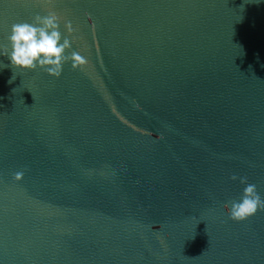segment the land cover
I'll use <instances>...</instances> for the list:
<instances>
[{"label":"water","instance_id":"95a60500","mask_svg":"<svg viewBox=\"0 0 264 264\" xmlns=\"http://www.w3.org/2000/svg\"><path fill=\"white\" fill-rule=\"evenodd\" d=\"M49 8L87 64L0 55V264H264V0H0V49Z\"/></svg>","mask_w":264,"mask_h":264},{"label":"clouds","instance_id":"9594fccd","mask_svg":"<svg viewBox=\"0 0 264 264\" xmlns=\"http://www.w3.org/2000/svg\"><path fill=\"white\" fill-rule=\"evenodd\" d=\"M46 2L50 5L52 0ZM65 27L73 40L62 36L59 30L60 16L51 8L46 15H35L31 22L13 23L8 37L11 50L4 47L0 49V55L8 58L15 70L30 72L39 68L52 78H59L63 66L69 62L74 71L82 70L87 64L85 57L77 51L66 55L76 38V30L70 22L66 23ZM22 175L23 173L17 172L14 179L18 181ZM231 179H239V182L245 185L239 200L232 201L230 207L225 205V212L231 220L243 222L252 218L258 211H264V199L258 194L255 184L249 183L247 177L233 175Z\"/></svg>","mask_w":264,"mask_h":264}]
</instances>
